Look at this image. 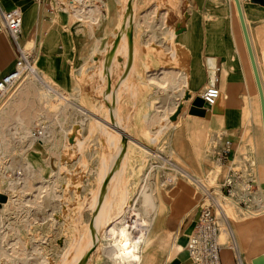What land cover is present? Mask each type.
Masks as SVG:
<instances>
[{
	"label": "rangeland",
	"instance_id": "rangeland-1",
	"mask_svg": "<svg viewBox=\"0 0 264 264\" xmlns=\"http://www.w3.org/2000/svg\"><path fill=\"white\" fill-rule=\"evenodd\" d=\"M118 2L119 4L117 0L98 2L100 10H104L106 16L96 34L98 38H104L101 48L111 45L110 53L100 52L94 58L90 56L83 59L81 65L73 63V88L72 91H65L72 96L62 94L50 84L65 98H69L68 103L59 98L47 99V90L34 77L29 76L8 99L15 98L24 84L32 81L38 88L39 98L35 94L29 95L20 108L26 118L32 117L35 125H39L36 130L41 129V126L47 130L50 127L55 131L56 137L47 136L42 140L43 143L36 142L33 146L27 140L18 143L19 137L11 138L7 146L12 151L0 153V172L9 164L14 165L13 169L5 170L9 180V188L6 187L5 190L9 194L1 195L2 203H8L11 198L9 210L2 218L3 223H6L4 230L7 231L8 239H3L0 226L2 264H64L65 253L72 254V261L77 259L78 251L71 249L79 241L85 244L86 234L96 227L99 206L95 205V201L98 200L101 207H106L107 200L102 188L111 179V174L114 175L119 169L118 178L113 180L115 195L109 196L113 209L108 224L103 228L98 247L86 259L85 264H112L104 255L103 248L114 240L105 236V229L108 226H126L125 221L132 214L135 201L145 193V186L152 187L157 205L160 201L163 202L164 231L171 236L169 246L175 242L176 235L187 221L193 219V212L201 205H211L215 209L222 229L220 242L223 244L230 241L228 234L224 235L227 227L217 212L214 198H220L225 203V211L229 217L226 221L232 227L238 223L256 224L259 233L264 235L261 224L264 209L258 210L260 201L264 202V165L257 162L253 145L255 137L259 136L261 140L262 125L261 122L254 121L246 126L247 104L245 102L241 105L239 100L241 97L245 98V92L238 95L236 104H225L222 98L218 114L224 115L225 105L227 119L221 117L215 121L216 113L212 107L205 105L202 93H194L196 89L189 84L187 94L177 110L165 112L173 127L155 134L147 125L146 117L173 107H163L166 95L158 94L157 89L148 84L149 78L162 68L186 70L189 60L182 59L180 55L177 60H173L169 55L171 53L165 52L164 45H171L174 50V42L169 37H165L164 45L161 41H152L151 47L146 48L145 30L137 26L135 21L132 23L133 29L128 31L127 41H121L126 34L123 17L127 0ZM227 2L229 0H217L218 4ZM191 4L192 0H135V18H141L146 11L152 14L154 22L167 24L173 30L182 32V24L177 29L169 25L176 14L187 20ZM199 11L206 20L208 10L200 7ZM74 21L77 22L75 19ZM251 31L264 80V19L256 24L251 23ZM93 44L89 43V48ZM33 46L34 43H29L27 49ZM172 54L175 56L176 53ZM184 56L186 57L185 53ZM208 67L216 68L213 73L216 83V62L211 61ZM116 100L118 101L115 102ZM30 102H33V107L29 106L33 113L24 111ZM80 108L83 111H79ZM57 113L61 116L59 121L54 117ZM161 113L164 114V111ZM108 133L114 139L122 141V149L124 139L127 142L125 153L119 154L114 162L116 164L113 163V168L109 167V170L104 166V159L116 153L117 143H110ZM237 137L242 138L245 149L238 153L235 150V157L233 154L222 159L220 152L224 142L235 139L239 144ZM48 141H54L56 147L53 148V144ZM205 143L204 154L207 161L202 160L199 153L200 147H204ZM123 159H126L124 163ZM28 163L34 164L41 174L37 179H32L36 177L32 170L30 188L26 191L22 187ZM122 163L124 170L120 168ZM22 165H25L23 176L19 171ZM176 165L194 176L202 177L203 179L197 178L200 181L206 178L205 166L207 172H213L219 167L217 184L212 182L213 176H209V181L205 179L203 185L196 184L189 174L181 172ZM18 183L22 185L14 188ZM42 183L55 185L58 197L42 194L39 202L31 201V198L38 195L37 191ZM185 188L192 191L191 204L183 212L175 214ZM136 209L142 213V219L149 223V217L141 210L140 203ZM151 230L152 227L149 229V240ZM17 239L21 244L18 255L4 257L3 253L10 250V243ZM180 251H184L182 242L174 246L171 261L176 259ZM166 256L167 252L160 250L158 264L164 263ZM244 257L247 261L246 253L238 254L237 260L241 262ZM82 259L78 264H82ZM41 261L43 262L40 263Z\"/></svg>",
	"mask_w": 264,
	"mask_h": 264
},
{
	"label": "crops",
	"instance_id": "crops-1",
	"mask_svg": "<svg viewBox=\"0 0 264 264\" xmlns=\"http://www.w3.org/2000/svg\"><path fill=\"white\" fill-rule=\"evenodd\" d=\"M99 1L101 0H92V2H90V0H83L84 6H78L76 4L78 0H43L42 3H36L33 0H0L1 6L5 10L19 9L22 12L23 27L19 41L22 44H27V46L29 43H34L32 49L38 61L36 67L37 72L42 74L50 84L58 88L64 95L72 96L65 91H72L73 88L71 71L74 62L81 65L83 59H87L90 56L94 58L97 54H100V52L110 53L109 48L111 45L101 48L104 38H98L96 34L97 28H99L106 16L104 10H100L98 6ZM127 1L128 3L124 7L125 13L130 1H133L132 11L128 19L130 23L128 31L131 28L133 29V21L136 22L137 26L142 27L145 30L144 34L147 35L146 42H144L146 48L151 47L152 41H161L162 45H164L165 37H169L170 41L174 42V50L171 45H167V47L164 45L165 52L171 53L169 55L173 60H177L179 55L182 59L187 58L189 60L188 69L186 70L162 68L159 71V74L164 71L166 74H175V77L166 90H162L161 87L149 81L148 84L155 87L158 94L162 93L166 95V102H164L163 107L180 106L187 94L189 84L196 89L194 92L196 94L203 93L208 86H211L209 84L210 69L208 66L211 61H215L217 67L216 78H218V82L215 83V85L222 94L220 100L223 98L225 104H236L238 95L241 92H245V98L243 99L241 97L239 100H241V105L245 102L247 104L246 126L254 121L261 122V140L259 136L255 137L253 145L256 151L255 153L257 154V162L264 165V127L261 99L236 1L229 0L226 4H218L217 0H192L193 4H191L190 14L187 20H183L179 14H176L174 15L175 17H173L174 20L172 19L173 23L171 22L169 25L177 29L178 26L182 24L183 30L180 34L168 27L167 24L154 22L151 18L152 14L146 11H144L141 18H135V0ZM255 1L256 2H253V0H240V3L264 91V80L260 63L255 53V44L251 31V23L256 24L264 19V0ZM117 3L119 4L118 0ZM200 7L208 10L206 20L199 11ZM171 18L172 17H170V20ZM74 19L77 22H75ZM61 20L63 22H61ZM127 39L128 34L127 36L125 34V38L123 37L121 41L125 42ZM91 42L94 44L89 48V43ZM178 49H180V52ZM89 51H91V53H89ZM172 53H176L175 56ZM16 59L17 49L15 44L5 31H0V79L14 70ZM148 72L146 71V73ZM185 73L187 75V84L186 86L179 85ZM179 75L181 76L180 78ZM184 93L186 94L184 95ZM31 94H35L39 98L38 88L32 81H28L17 92V96L11 98L12 100H8L0 109L1 154L12 151L8 149L7 146L11 142V138L19 137V139H22H18V143H21L23 140L28 141V132L32 130L35 132L36 128L39 126L35 125V121L32 117L26 118L23 114V109L20 108L24 104L23 101L25 98ZM29 106L33 107V102L28 103L24 111H31L30 113H33V110H31ZM161 112L146 117L147 125L155 134L165 132L173 127V125L166 127V123H168V121L171 122V120ZM223 113L224 115L220 113L214 114L215 121L219 120L221 117L227 119L228 112L226 111L225 105L223 107ZM59 118H61V116ZM35 120H37V117ZM48 134L50 138L56 137L54 130L52 133ZM237 138L239 144H237V140L235 139L230 140L234 146L231 156L235 153V150L238 153L245 149L242 145V138ZM36 142L37 141L32 144L29 142V144L33 146ZM51 143L53 144V148H55L56 145L54 141ZM206 145L207 143H205L204 147L201 146L199 151L200 157L204 161H207L204 154ZM28 165H30L36 173V177L32 179H37V176L41 174L40 170L32 163H28ZM24 166L25 165L19 167L22 176L25 175L23 174ZM176 166L181 169V172L185 171L189 174L190 177L203 179L202 177L194 176L178 165ZM6 168L13 169L14 165L9 164L0 172V197L8 193L5 190L6 187L9 188L7 185L9 180L5 174ZM204 169L205 179L209 181V176H213L212 182L217 184L219 167H216L213 172H210V170L207 172L206 166ZM204 180H202V185ZM191 193L192 191L189 188L184 189L180 197L181 199L176 206L175 214L183 212V210L191 204ZM10 199L8 203L0 202V221L2 218L4 219L6 212L9 210L8 206L10 204ZM162 205L163 202L160 201L155 213L147 216L149 219H152L153 226L150 240L148 238L145 244H143V255L140 264H158V253L160 250L167 252L166 260L162 264H193L186 249V245L188 236L198 219L200 207L197 211L193 212V219L187 221L185 227L176 235L175 242L169 246L171 236L164 231L165 214ZM224 214L225 217L222 219L227 227V232L225 231L224 235L227 233L230 241L227 240L223 243L224 247L223 250H221V264H237L239 261L237 260L238 254L244 253L247 254V261H245L244 257L241 263L253 264L254 259L264 255V235L259 233L256 224L246 225L238 223L236 226L234 225V227H232L230 222L228 224L226 221V219L229 220L226 211ZM261 224L264 227V219L261 221ZM181 242L182 245H184V251L178 252L176 259L171 261V254L174 246L177 243L181 244ZM105 247L103 251L106 256ZM109 260L114 264L113 260ZM0 264H2V246L0 247Z\"/></svg>",
	"mask_w": 264,
	"mask_h": 264
},
{
	"label": "bare ground",
	"instance_id": "bare-ground-1",
	"mask_svg": "<svg viewBox=\"0 0 264 264\" xmlns=\"http://www.w3.org/2000/svg\"><path fill=\"white\" fill-rule=\"evenodd\" d=\"M239 2H240V0H239ZM127 3H128V1H127ZM76 4L78 6H84L83 0H78V2ZM240 5H241V3H240ZM132 6H133V1H130L126 13H124L125 16L123 17V23H124L123 25L125 26L124 31L126 32V36L128 34V28L130 26V23H129L128 19H129L130 13L132 11ZM176 32L178 34L182 33V32H178V31H176ZM20 44L24 48L27 49V47H26L27 44H22L21 42H20ZM252 50H253V48H252ZM255 63H256V69H257V72H258L259 80L261 82V78H260V74H259V70H258V66H257L256 60H255ZM252 66H253V64H252ZM253 70H254V67H253ZM164 72L160 73V74L159 73L152 74L151 77H150V81L153 84L158 85L159 87H161L162 90H166L169 87V85L171 84L172 79L175 77V74H171V73H167L166 74ZM254 74H255V71H254ZM29 77H34L47 90L48 95L45 96L47 99L59 98L61 101H65L67 103L69 102V98L67 99L63 95H61L54 87H52L50 85L49 81L44 76H39L38 75L36 67H34V70L31 72V75ZM180 77L181 76L179 75V78ZM255 78H256V76H255ZM256 82H257V80H256ZM186 84H187V75L185 73V74H183L182 79L179 82V85L186 86ZM257 86H258V84H257ZM261 88H262V94H263V98H264V91H263L262 83H261ZM258 90H259V87H258ZM185 94L186 93H184V95ZM259 94H260V92H259ZM260 99H261V95H260ZM117 101L118 100H116L115 102H117ZM115 102H114V104H115ZM262 106H263V104H262V100H261V108H262ZM176 108H177L176 106H174L173 109L164 108L163 109L164 114L167 111L170 112V111L176 110ZM79 111H83V109L80 108ZM262 116H263V109H262ZM54 117H55L56 121H59V119H60L59 117L60 116H59L58 113L54 114ZM166 125H167L166 127H169V126H171L173 124L168 121V123H166ZM263 127H264V120H263ZM40 128H41L40 130L42 132L41 136H38L37 130L35 132H33V130L28 132L27 139H28V141L31 144L34 143L35 141L43 142L42 140L46 139V137L49 136L48 133H52V131H53L52 128H50V127H49L50 128L49 130H47L44 126H41ZM103 129L107 132L106 128H103ZM108 134H109L108 137H109L110 143L111 144L117 143L116 144L117 147H116V153L114 155H112L110 157H106L104 159V166H105L106 169H108L109 167H112L114 164H116L114 162L118 159V156H119L120 153H123V154L125 153V146L127 145V142L124 139V148L122 149L121 148L122 141L121 140H116V138L114 139L112 134H110V133H108ZM119 147H120V149H119ZM235 155H236V151L234 153V157H235ZM125 160L126 159H123L122 162L124 163ZM123 163H122V166L120 167L121 169H123ZM30 165H28L27 168H26L27 174H26V176H25V178L23 180L24 181L23 182L24 186L22 187V189H26V191L29 190V188H30L29 183H30L31 178L33 177V172H32L33 169L31 168ZM108 170H107V172H109ZM119 170L114 175L111 174V176H112V177H110L111 179L109 181H107V182L105 181L106 184H104L105 186L102 188L103 196H104L105 200H107L106 207H104V208L101 207L99 205L98 200L95 201V205L99 206V209L97 211L96 227L90 229L88 231V233L86 234V236H85V239H86L85 244H82L79 241L78 244L75 245L74 247H72V249H71V251H78L79 257L77 259H75L74 261H72L71 260V257H72L71 255L72 254L70 255L69 253H65L64 254V260H63L64 264H78L79 261L83 257L84 258L82 259V264H85L86 259L89 258V256L91 254H93V252L98 247L101 234L104 231L103 228H104V226L106 224H108L109 216H110V213H111V211L113 209V205L111 203L112 201L109 198V196L113 197L115 195V189L116 188L114 186L113 180H115L116 177L118 178L117 174L119 173ZM113 171H115V170L113 169ZM231 171L232 170H230V172ZM191 178H192L194 183L202 184V181H200V180H198L196 178H193V177H191ZM228 182H230V180ZM20 185H22V183L15 184L14 188H17ZM151 188L152 187H150V186H145L144 187L145 193L143 192L138 197V199L135 201V203L133 205V208H132V214L125 221L126 222V226L125 227L118 228V227H115L116 226L115 225V226H108L105 229V233H106L105 236H107V238H109V239H113L114 240L112 243H110L109 245H107L105 247V254H106V256L109 259L114 261V264H140V262L142 260V255H143L142 247H143V244L145 243V241L148 239L149 232H150L149 229H151L153 221H152V219H149L150 220L149 223L145 222L146 220L142 219V213H140L139 210L136 209V207H137V204L140 203V208L143 211V213L146 214V216H150L151 214L155 213V211L157 209V203H156V198L154 196V192H153V190H151ZM55 190H56V186H51V185H47V184H41L39 186V188H38V195L34 199L31 198V201L39 202V197H41L42 194H47V195H52L53 194L55 197H58L57 193H55ZM1 198H2V196L0 197V202H1ZM221 198H222V196H221ZM213 202L215 204V207L217 208L218 214L222 218H224L225 217L224 212H225V206H226L225 203L222 202L220 198H214ZM100 204H102V199L100 200ZM258 206H259L258 210L264 209V202L260 201ZM217 217H218V215H217ZM218 219H219V217H218ZM5 224L6 223H3L2 220L0 221L1 233H2V237H3L4 240H6V238H7V231L5 232V230H4ZM219 224H220V220H219ZM109 225H111V224H109ZM220 236H221V224H220ZM220 236H219V243L221 244L222 250H223L224 245L220 242ZM10 241H11V239H10ZM20 245L21 244H20L19 239L12 241L10 243V248H9L10 250L7 251V252L5 251L3 253V256L6 257V258H11L13 256L18 255L17 251L20 248ZM37 250L39 251V249H37ZM42 262L43 261H41L40 263H42Z\"/></svg>",
	"mask_w": 264,
	"mask_h": 264
},
{
	"label": "built area",
	"instance_id": "built-area-1",
	"mask_svg": "<svg viewBox=\"0 0 264 264\" xmlns=\"http://www.w3.org/2000/svg\"><path fill=\"white\" fill-rule=\"evenodd\" d=\"M42 3L43 0H33ZM23 27V14L19 9L5 10L0 3V31H5L17 49L15 68L0 79V109L6 104L18 86L31 75L37 67V58L33 49L24 48L19 41ZM218 78H216V83ZM221 92L216 85L208 86L201 97L204 104L214 107L221 98ZM38 136L42 135L40 129ZM233 153V143L226 140L220 152L222 159ZM220 224L215 209L211 205H201L198 219L188 236L186 249L193 264H221L222 246L219 243ZM237 264H242L238 261Z\"/></svg>",
	"mask_w": 264,
	"mask_h": 264
},
{
	"label": "water",
	"instance_id": "water-1",
	"mask_svg": "<svg viewBox=\"0 0 264 264\" xmlns=\"http://www.w3.org/2000/svg\"><path fill=\"white\" fill-rule=\"evenodd\" d=\"M235 1L237 3V8H238V12H239L240 20H241V25H242V28H243V32H244L245 40H246V43H247L248 51H249V54H250V57H251V61H252L253 67H254L255 76H256L258 87H259V92H260V95H261V100H262V104H263V106H262V109H263V120H264V98H263V94H262L261 82L259 80L258 72H257V69H256L255 57H254V53H253V50H252L251 41H250V38H249V33H248L247 25L245 23V19H244V15H243V12H242V8H241V5H240V2H239V0H235ZM253 2H256V1L253 0ZM215 69L216 68L210 69V72H209L210 85L211 86L215 85V82L213 80V76H214L213 73H214ZM219 103H220V100L215 105V107H213V110L215 111V113H218ZM253 264H264V255L254 259L253 260Z\"/></svg>",
	"mask_w": 264,
	"mask_h": 264
},
{
	"label": "trees",
	"instance_id": "trees-1",
	"mask_svg": "<svg viewBox=\"0 0 264 264\" xmlns=\"http://www.w3.org/2000/svg\"><path fill=\"white\" fill-rule=\"evenodd\" d=\"M221 105V102L219 103V106Z\"/></svg>",
	"mask_w": 264,
	"mask_h": 264
}]
</instances>
